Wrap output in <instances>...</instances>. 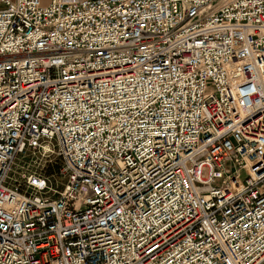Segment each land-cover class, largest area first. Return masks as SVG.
<instances>
[{"label":"built area","instance_id":"built-area-1","mask_svg":"<svg viewBox=\"0 0 264 264\" xmlns=\"http://www.w3.org/2000/svg\"><path fill=\"white\" fill-rule=\"evenodd\" d=\"M0 264H264V0H0Z\"/></svg>","mask_w":264,"mask_h":264},{"label":"rangeland","instance_id":"rangeland-1","mask_svg":"<svg viewBox=\"0 0 264 264\" xmlns=\"http://www.w3.org/2000/svg\"><path fill=\"white\" fill-rule=\"evenodd\" d=\"M47 3L49 0H43ZM47 150L43 146L28 148L18 154L14 167L16 170H36L50 178L56 189H61L66 183L67 175L64 169V162L57 152L56 146H50ZM54 196L56 195L53 194Z\"/></svg>","mask_w":264,"mask_h":264}]
</instances>
